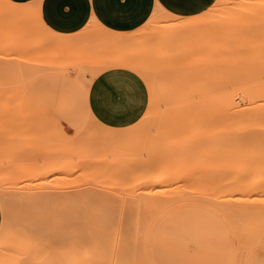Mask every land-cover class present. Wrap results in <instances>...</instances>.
Here are the masks:
<instances>
[{"label": "rangeland", "instance_id": "374dc122", "mask_svg": "<svg viewBox=\"0 0 264 264\" xmlns=\"http://www.w3.org/2000/svg\"><path fill=\"white\" fill-rule=\"evenodd\" d=\"M240 1L214 0L203 12L227 11ZM26 5L33 11L22 18L0 12V264H153V246L166 244L192 246L196 264H205L209 246L226 252L224 264H261L264 189H256L264 185V159H135L145 153L144 132L121 155H81L84 144H99L76 130L85 124L102 131L100 122L86 118V91L97 71L119 58L139 70L149 101L138 121L118 130L138 123L147 128L158 112L172 120L178 100L201 96L200 80L209 95L233 92L245 105L250 92L243 83L263 81L264 68L243 71L242 78H231L237 71L228 68L220 75L223 27L220 38L206 21L175 27V19L158 9L140 29L124 34L130 40L123 46L90 21L69 34L71 45L57 48L53 37L55 45H48L49 31L41 28L46 38L34 7ZM247 29L244 22L228 30ZM207 66L213 73L202 70ZM49 75L72 91L63 102L50 92ZM58 142L68 148L65 159L51 154ZM241 182L250 188L241 190Z\"/></svg>", "mask_w": 264, "mask_h": 264}, {"label": "bare ground", "instance_id": "6f19581e", "mask_svg": "<svg viewBox=\"0 0 264 264\" xmlns=\"http://www.w3.org/2000/svg\"><path fill=\"white\" fill-rule=\"evenodd\" d=\"M249 1L251 0H241L239 3L240 6L227 11L221 8H215L208 12H202L191 16H178L168 13L161 8L157 9L168 13L170 19H175L173 22V25H177L175 27L194 25L206 21L207 24L213 25L212 27H217L215 31H211L215 35L217 34L218 37L219 30L223 27L222 31L225 32H220V34L224 35L222 38L219 37L221 39L219 51L222 54L221 59L224 68H222V74L220 75L227 76L225 70L228 68L231 71H237L232 73V75L229 73L231 78L234 75L240 78L243 71L249 74L256 71L257 68H264V65L263 67L260 65L264 59V21H262L264 20V0ZM0 3V12L7 13V15L10 14L14 19L22 18L23 15L30 10L29 5H26L27 3H15L10 0H0ZM31 5L34 7L38 23L41 26H39L40 31L42 32L43 29L49 31L51 37L44 32L45 30L43 31L45 37L47 35V37L50 38V40L48 39L50 41L48 45L51 46V44H54V42L51 41L52 37L55 39L53 40L56 45H58L57 48L67 47L73 43V40L68 37L70 36L69 34L55 33L46 27L39 16L36 4L32 3ZM215 10L218 11L217 15H213V11ZM219 13H222L221 17H218ZM17 22L19 23V21ZM244 22L249 25V29L239 32H229L228 29L231 30L232 26L242 25ZM225 24H227L226 27L228 29H225ZM41 28L43 29L41 30ZM51 33L56 35H52ZM128 38V35L125 36L124 34L112 33L111 37L108 39L110 42L118 43L119 41L120 45L123 46L124 43L126 44L127 41L130 40V38ZM45 40L46 39L43 37L42 41L45 42ZM247 61L250 63L249 65H247ZM242 62H246V64H241ZM55 63L54 67L58 68L60 65L58 66V64ZM129 65L130 63L125 62L124 58H119L106 65V67L128 66L136 71L138 70L136 67ZM51 67L53 69V63ZM238 67L240 69L242 68V70ZM205 68L202 70H207L206 72L210 71L212 73L214 71L210 70V68H214L212 66H207ZM61 69H63V67H60V70ZM48 70L51 72V68ZM53 71L55 70L53 69ZM205 73L204 75L208 76L209 73ZM56 74L61 75L63 73L58 71ZM49 76L52 77V75ZM58 78L59 76H54L47 81L50 92L55 96V99L63 102L66 95L72 93V91L67 85L63 84L60 78V80ZM200 78L203 77L198 76V79ZM215 81L218 84V81ZM215 81H210L211 86L216 84ZM245 81L243 80V82H245L243 84H246L245 88L250 92L249 94L247 93V103L245 105H241L236 101L234 95L231 94L233 92L228 93V91L222 90V92H217V95H209L210 91L207 90L204 83L200 84L201 80L197 83V80L195 82L198 84V87L200 86V88H198L199 90L197 89V95L200 92L203 96L202 94L201 96L199 95V97L195 95L197 96L195 98L190 95V97H183L178 100L175 109L176 116L173 117L172 120H167L165 118L164 114L167 112H158L156 116L153 115L152 123L148 125L147 128H142V126L139 125L140 123L135 124L130 129L122 130L105 127L103 125L102 131H95V133L92 131L93 129L87 127L85 124L79 125L76 131L81 137L86 140H94L99 144V146L87 144L86 148V146H84L86 144L83 143L84 151L81 155L89 154L91 156L94 154H106L108 157L121 155L120 152H122V150H127V148L131 146H136V137L144 132L146 139L140 146L145 150V153H139L134 157L135 159H238L252 162L264 159V79L261 81L250 78ZM202 87L206 88L205 90L208 91L206 92L207 94H204V89ZM70 98L71 101H68L69 103L67 104L69 105L66 107L71 109L74 98L73 96H70ZM86 118L91 123L96 121L88 108ZM53 148L52 150L55 151L52 153V150H50L51 154L54 156L57 154V159H65L64 154L69 152L64 143L59 144L58 142L57 146ZM89 150L93 152H89ZM46 154L48 156L50 152H46ZM43 156L46 157L45 155ZM48 158L52 159L53 157L50 155ZM249 188L250 187L246 183L241 182V190H247ZM259 189H264V185H261L256 191H259Z\"/></svg>", "mask_w": 264, "mask_h": 264}, {"label": "crops", "instance_id": "0c3cea01", "mask_svg": "<svg viewBox=\"0 0 264 264\" xmlns=\"http://www.w3.org/2000/svg\"><path fill=\"white\" fill-rule=\"evenodd\" d=\"M15 3H35L39 16L46 27L59 34H73L84 28L90 21L103 29L117 34H130L140 29L149 19L152 12L161 8L178 16L196 15L206 10L214 0H201L199 11L192 12L179 5L167 4L150 7L149 0H97L95 9L93 0H10ZM87 7L99 13L102 19L92 15L85 19L84 9ZM173 8L177 10L173 11ZM81 21H84L81 24ZM107 21V24L103 23ZM139 21V23H137ZM135 74L143 85V100L137 95L135 109H129L130 115H121L118 106L109 108L99 103L101 94L106 92L105 85L115 79L118 74ZM95 84V87L93 85ZM139 94V88L135 90ZM149 101V90L146 81L136 70L127 66H108L97 72L91 79L86 95L87 108L100 124L122 128L134 124L144 114ZM136 119L133 120L132 116ZM1 224V214H0ZM153 264H196L198 254L187 244L154 245L151 251ZM226 252L209 246L205 249V264H224Z\"/></svg>", "mask_w": 264, "mask_h": 264}, {"label": "snow or ice", "instance_id": "6c2138e0", "mask_svg": "<svg viewBox=\"0 0 264 264\" xmlns=\"http://www.w3.org/2000/svg\"><path fill=\"white\" fill-rule=\"evenodd\" d=\"M97 0H93V6L95 9V5ZM201 3V0H149L150 7L155 5L167 4L171 5H179L181 7L187 8L192 12H198V5ZM177 10L173 8V11ZM95 15L97 18L102 19L99 16V13L93 10V12H89L87 7L84 9V17L85 19L90 18V16ZM84 21H81V24ZM103 23L107 24V21H103ZM139 23V21L137 22ZM95 87V84L93 85ZM106 92L101 94L99 103L103 105H107L109 108L114 106H118V111H120L121 115H130L129 109L134 110L137 95L143 100V85L140 82L138 76L133 74H118L115 79L108 82L105 85ZM139 88V94L135 91ZM132 119L135 120L136 116L133 115ZM261 264H264V260L261 261Z\"/></svg>", "mask_w": 264, "mask_h": 264}]
</instances>
